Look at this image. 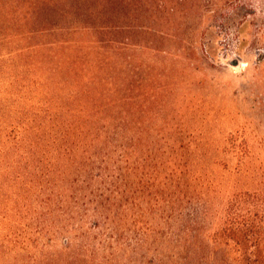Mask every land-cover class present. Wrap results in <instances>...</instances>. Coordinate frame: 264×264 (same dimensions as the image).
Masks as SVG:
<instances>
[{
	"label": "rangeland",
	"instance_id": "rangeland-1",
	"mask_svg": "<svg viewBox=\"0 0 264 264\" xmlns=\"http://www.w3.org/2000/svg\"><path fill=\"white\" fill-rule=\"evenodd\" d=\"M142 12L114 22L115 37L124 31L114 54L130 57L142 46L144 60L160 59L148 39L128 46L131 29H165L185 37L176 47L194 48L172 73V91L160 89L154 104L148 93L144 99L150 149L165 157V144H173L197 176L189 201L148 207L137 213V229L121 228L118 236L91 215L85 237L66 233L60 89L42 86L29 58L21 66L1 60L0 264H36L68 243L89 244L93 264H251L264 254L263 244H238L234 233L238 215L264 205V0H184L171 15L151 9L138 18ZM75 184L73 222L82 213Z\"/></svg>",
	"mask_w": 264,
	"mask_h": 264
},
{
	"label": "trees",
	"instance_id": "trees-1",
	"mask_svg": "<svg viewBox=\"0 0 264 264\" xmlns=\"http://www.w3.org/2000/svg\"><path fill=\"white\" fill-rule=\"evenodd\" d=\"M183 1L0 0V61L9 59L21 66L29 58L34 65L31 74L42 86L59 88L63 99L60 111L65 158L61 172L67 204L66 233L83 230L85 237L91 232L86 228L91 215L96 226L118 236L121 228L131 225L137 229L141 220L136 215L148 207L173 208L189 201L197 176L189 161L176 157L173 144H165V157H161L159 147L150 149L147 133H153L144 120V99L148 93L154 104L160 89L172 91V73L192 58L194 48L176 47L174 42H185V37L165 29H131L128 46L148 39L156 44L152 56L160 59L144 60L139 56L142 46L124 57L113 52V45L117 48L114 43L123 48L120 35L124 31H119L117 38L112 29L128 12L143 11L138 18H146L151 9L152 13L171 15ZM53 172L49 169L50 174ZM75 183L82 203L77 225L73 222L76 205H70L78 202L72 191ZM232 202L229 197V208ZM261 206L253 214L238 215L240 225L234 231L241 238L238 244L252 240L258 248L264 245ZM226 219L231 220L230 215ZM99 243L108 246L106 239ZM89 246L68 243L36 264H93ZM250 263L264 264V254Z\"/></svg>",
	"mask_w": 264,
	"mask_h": 264
},
{
	"label": "water",
	"instance_id": "water-1",
	"mask_svg": "<svg viewBox=\"0 0 264 264\" xmlns=\"http://www.w3.org/2000/svg\"><path fill=\"white\" fill-rule=\"evenodd\" d=\"M235 63H236V61L233 62V64H235Z\"/></svg>",
	"mask_w": 264,
	"mask_h": 264
}]
</instances>
